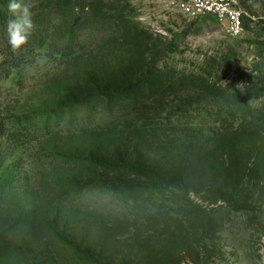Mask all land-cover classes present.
Returning <instances> with one entry per match:
<instances>
[{
	"label": "rangeland",
	"instance_id": "obj_1",
	"mask_svg": "<svg viewBox=\"0 0 264 264\" xmlns=\"http://www.w3.org/2000/svg\"><path fill=\"white\" fill-rule=\"evenodd\" d=\"M18 2L35 27L8 48L0 5V264L9 240L18 264H264V0ZM139 156L213 179L182 190Z\"/></svg>",
	"mask_w": 264,
	"mask_h": 264
},
{
	"label": "trees",
	"instance_id": "obj_2",
	"mask_svg": "<svg viewBox=\"0 0 264 264\" xmlns=\"http://www.w3.org/2000/svg\"><path fill=\"white\" fill-rule=\"evenodd\" d=\"M3 2H4V0L0 1V5L3 4ZM2 15H3V13L1 11V6H0V18H2ZM0 26L4 27V25H0ZM2 31H4V33L7 32V30H2ZM1 33H3V32H1ZM8 43H9V41H8ZM7 47L9 48L11 46L9 44H7ZM130 86H131V88H133L135 86V82H132L130 84ZM190 162H191V164H189L187 166H186L187 163H185V164L184 163H175V164H172L171 167L170 166L168 167V165H165L163 163H161L159 165H155V164L150 165L148 163V159L144 160L141 158V156H139L135 160V163L137 164L135 166H137V168L140 170H150L151 171L154 168L158 171V173H165L163 170L169 169L168 171H170L171 174L176 175V177L178 178V182H179L180 188L182 190H187L189 187L194 186L196 183L197 184H204V183H208V182L212 181L211 179H213V177H211V179L209 177H208L209 179L207 178V175L203 171L204 167L201 164L194 162V160L190 161ZM172 168H174V169H172ZM214 179H215V181H218L217 177ZM21 226H22L21 227L22 233H21L20 237L22 236V234L25 231V228L23 227V223L21 224ZM2 244H3V256H4L3 263L5 262V264H18L20 257H19V253H17L19 250V247L17 246V242H15V241L12 242V240L11 241L9 240L8 242H5L6 245L4 243H2ZM35 257L36 258L33 259L31 261V263H29V264H45L44 262H42L41 259L38 258V256H35ZM128 264H131V263H128Z\"/></svg>",
	"mask_w": 264,
	"mask_h": 264
},
{
	"label": "clouds",
	"instance_id": "obj_3",
	"mask_svg": "<svg viewBox=\"0 0 264 264\" xmlns=\"http://www.w3.org/2000/svg\"><path fill=\"white\" fill-rule=\"evenodd\" d=\"M8 10L12 16L7 22L6 29L9 44L13 50H17L28 42L35 27L33 13L29 5L18 2V0H9ZM236 87L243 91L242 84H237Z\"/></svg>",
	"mask_w": 264,
	"mask_h": 264
},
{
	"label": "built area",
	"instance_id": "obj_4",
	"mask_svg": "<svg viewBox=\"0 0 264 264\" xmlns=\"http://www.w3.org/2000/svg\"><path fill=\"white\" fill-rule=\"evenodd\" d=\"M215 0H191V2H185L182 4V7L185 11L188 13L197 14V11L195 9V5H205L204 8L210 9L209 4ZM220 10H223L220 8Z\"/></svg>",
	"mask_w": 264,
	"mask_h": 264
}]
</instances>
